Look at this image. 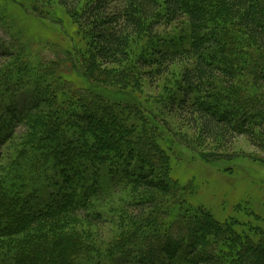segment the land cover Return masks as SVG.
Segmentation results:
<instances>
[{"label": "rangeland", "instance_id": "obj_1", "mask_svg": "<svg viewBox=\"0 0 264 264\" xmlns=\"http://www.w3.org/2000/svg\"><path fill=\"white\" fill-rule=\"evenodd\" d=\"M86 1L28 0L33 3L31 4L33 8H28L29 3L25 4L23 0H0V80L2 76L8 74L5 80H2L5 84L0 85V134L10 127L9 136L1 140L0 145V178L8 175L12 180L15 178L19 180L23 177L22 180L37 183V186L31 190L36 189V196H39L41 205H50L49 208H53V204H49L48 194L57 196L61 201L69 196L63 194L64 196L60 197L55 192L59 186L62 189L65 186V189L69 191L66 183L59 182L58 173L54 174L52 172L54 169H49V167L42 168L49 165L45 159L49 156L44 152H48L49 148L46 150L43 146H45L44 142L47 137L51 144L69 140L66 138L69 134H63V132V135L59 134L61 126L54 124L58 119L55 107L63 101L69 106L71 101L68 99H70L71 89L77 88L81 89L78 92L79 96H75L72 90L73 96L77 99L82 93L90 95L91 90L106 94L113 91L110 96L112 99H125L124 101H135L140 104L145 115H148L154 123L156 122L154 125L156 129L149 123L148 125L166 155L159 161V164L146 162L143 166L141 165L142 167L139 166L138 172L135 169L136 165L131 164L137 163L135 161L139 158L132 157L134 161L131 164L125 162L122 172H112L107 175L103 187L99 188L100 192L96 193L98 196L91 199L85 207L81 205L77 208L73 207L72 211H63L62 218L54 224L44 223L42 229H29L28 233L49 230L58 236L78 239L79 242L76 243L79 246L78 249L92 253L87 258L82 252V256L77 257L81 260L80 264H167L169 261L173 264L175 259L164 257L159 252L164 248L160 247L161 242L168 239L169 242L166 243L169 244V249L180 248L181 250L182 248L183 250L180 243L178 246H173L178 244L175 239L170 242L171 237L182 238L184 232L183 228H177L175 224L180 222L184 217L183 214L198 212L201 218L215 221L217 233L221 231L218 235L232 242L230 245L233 248L232 254L235 251L237 253V249L244 246V242L247 241L254 243L259 241L258 245L262 241L264 244V163L259 161V157L264 156V145H255L247 135L256 133L264 136V124L243 126L250 115L242 114L234 123L238 133L227 134L221 140L207 133L208 130L204 131L201 119L200 122L193 123L190 112H181L173 99L179 95L177 90L180 88L183 72L191 66L195 57L187 54L180 60L170 61L164 58V62H161L155 57L157 50L154 49L156 46L154 44L160 41L159 38L157 40L155 38L156 41L151 40V43L148 40L145 41L144 37L133 38L129 45L130 53L127 63L104 66L96 60V69H91L92 75L85 76L84 69L88 66L87 62L91 63L89 53H94L89 50V28L82 23L83 19L81 20L79 14ZM223 13L225 17H221L223 18L221 22L232 25L233 28H231L237 35L239 34L248 42L251 41L247 44L240 40L241 45H238L237 41H232L233 43L230 44L232 50L229 49V53L234 51L238 52V55H244L246 52L249 53L248 50L252 51L250 48L256 50L254 40L242 27L238 26L237 19L233 16L225 19L226 11ZM183 23L180 21L167 25L163 21L157 26V32L166 37V42L162 41L164 44L161 45V49L167 51L171 48L172 50L181 48L183 39L180 36H184L182 32L186 31ZM215 33L219 38L225 34L228 37L231 36V33H227L225 26H219ZM59 50L60 54H58ZM64 53L68 58H77L78 65L75 70L68 66L70 62L64 57ZM143 53L149 57L148 61L152 60L148 62L150 65L138 64ZM153 58L157 60L156 63ZM54 59L63 61V65L67 68L65 75L59 76L57 66L48 63L49 60ZM262 63L264 64V61ZM217 64L220 68L226 69L234 63L224 59ZM157 65L162 66L160 69L163 72L155 73ZM248 65L250 67L248 69L234 66L236 77L234 81L226 78L225 71L218 70L217 82L222 83L226 92L241 84L245 86V88L241 87L247 92H250L248 90L264 92V74L259 79L251 73L255 64ZM259 65L264 67L262 64ZM116 75L121 76L119 81ZM245 79H249L247 84H245ZM123 82L125 83L121 85ZM59 83L63 84V88L59 87ZM240 88L237 90L243 94L244 89ZM34 90H36L37 102L31 107L34 101ZM237 96L242 95L237 94ZM247 96H251L250 93ZM182 97L181 94L178 98L182 99ZM89 98L86 101L94 100V98ZM82 99L84 101V98ZM179 100H177L178 103ZM14 101L16 103L13 104ZM103 101H93L95 107L89 106L87 109L92 113L91 120L95 123L94 125H87L88 116L84 115L83 107H81L83 112L74 115V119L71 114L67 118L68 122L75 121L76 130L71 133L73 137L70 140L71 145L77 143V146L84 149V152L92 153V155L99 154L98 147L103 144H106L109 151H115L117 140L123 143L124 137L127 138L129 134L132 135L135 132V126L132 123L131 125L124 124L128 121V116L121 109L123 107L118 104L120 101H115L119 107L115 106L117 110L115 109L113 113H109L108 108L101 105ZM206 105L211 112H216L221 117H234L235 115L227 104L220 105L212 100ZM263 105L264 102L262 109ZM27 110L30 112L25 117ZM132 113L131 110L130 114ZM34 117H43L45 124L49 122L51 131L46 132L45 128L40 133L41 136L47 135L45 138L43 136L44 142L40 140L39 143L37 141L34 143L37 145H30L29 139L35 136L34 131L30 130V122ZM245 129L250 131L246 134L243 132ZM256 134L253 138L257 136ZM113 136L117 140L113 139ZM258 138L259 136L256 137V142ZM90 141H93V144H87ZM27 145V150L22 153L21 146L26 147ZM86 146L91 147L88 150ZM34 152L37 153L35 156H33ZM33 157L36 159L26 165L24 158ZM93 158L98 157L93 156ZM163 161L169 163V170L164 169ZM145 170H149L145 176L148 177L150 174L151 176L146 178L147 181L138 179L139 174H142L140 172L145 174ZM118 173L134 177V180L125 178L128 183L121 185L123 181L119 180L121 176ZM168 175L174 183L170 181ZM157 184L159 188L155 187ZM106 185L109 186L106 187ZM26 189H28L27 186ZM149 197H153L157 203L154 201V208L149 207L146 213H151V215L157 213V217L154 214L152 217L145 218L135 210L139 200L144 201ZM177 198L180 200L178 204L181 205V210L178 213L168 212L170 203L167 202L174 199V203ZM21 200L19 199V203ZM37 204L39 205V202ZM47 216L50 217V215ZM154 217L157 218L155 221H153ZM140 226L139 230H133L134 227L139 228ZM230 230L235 231L237 236ZM146 232L148 234L144 236ZM211 233L213 232L209 231L206 225L199 222L193 234L203 243L199 248L200 255L208 251L214 256L215 264H218L220 260L222 261L219 256L220 250L213 251V246L207 244L208 241H213L212 237L209 238ZM156 242L158 245L154 244ZM151 243L154 246L150 245ZM257 244L255 243L256 246ZM251 247H254V244ZM211 248L212 251L208 250ZM250 252L247 258L252 259L253 253ZM68 253L71 254L69 251ZM240 256L237 255L238 260L236 262L235 259L234 263L241 262ZM43 262L40 261L39 264ZM53 262L57 264L56 261ZM13 264H20V260L14 259Z\"/></svg>", "mask_w": 264, "mask_h": 264}, {"label": "trees", "instance_id": "obj_2", "mask_svg": "<svg viewBox=\"0 0 264 264\" xmlns=\"http://www.w3.org/2000/svg\"><path fill=\"white\" fill-rule=\"evenodd\" d=\"M23 1L25 4H30H28V8H33L31 6V4H33L32 2H28V0ZM223 11H226L225 19H227L228 16H233L237 19L238 26L242 27L247 32L248 36L254 40L258 50L247 47L252 51L248 50L249 53L246 52L244 55H238V52L234 51L231 54L229 53V49L232 50L230 45L232 41H237L238 45L242 43L248 44L251 41L248 42L239 34L237 35L235 30L232 29V25L221 22L223 19L221 17L224 16ZM79 14L81 20L83 19L82 23L86 24L89 28V50L94 52L89 53L91 55V63L87 62L88 66L84 69L85 76L89 77L90 74L92 75L91 69H96V60H98L100 65L104 66H117L127 63L130 53L129 45L133 38L144 37V40H148L150 43L151 40H155V38L157 40L159 38L160 41L158 44H154L156 45L154 49L157 50L155 52V57L161 62H164V58L170 61L180 60L184 58L183 56H187V54H192L195 57L191 66L183 72L181 83L179 84L180 88L177 90V94L179 95H176L173 99L181 112H190L193 123L200 122L199 120L201 119L204 131L208 130L207 133L214 135V138H221V140L224 139L227 134L238 133L234 123L237 117L242 114L244 115L247 113L250 115L248 118L249 122H245L243 126H248V124L250 126H260L264 124V108L262 109L264 92L260 90H248L250 92H247L243 84H241V86L244 88L235 86L232 87V90L226 92L225 88L221 85L222 83L216 80L217 71L220 69L227 73L226 78L233 81L236 80L234 76L235 65L240 68L243 67L248 69L250 68L248 64H255L254 68H252V75L260 79V76L264 74V67H260L259 65L262 64L264 66L262 63L264 61V0H87ZM163 21L167 25L174 22H184L186 33L182 32L184 36H180V38L183 39V47L181 46V48L173 50L171 48L167 51L161 49V45L166 42V37H163L162 34L157 32V26ZM219 26H225L227 33H231V36L228 37L225 34L222 38H219L215 33L219 29ZM58 54H60V50ZM193 56L192 58H194ZM64 57L70 62H68V66L75 70L78 65L77 58H68L65 53ZM148 58L149 57L143 53L138 60V64L141 66L150 65L148 62L152 60L148 61ZM153 59L156 63L157 60L155 58ZM224 59L234 64L226 69L220 68L217 63ZM48 63L57 66L59 76L65 75L67 68L63 65V61L54 59L49 60ZM130 67L132 66L130 65ZM160 67L162 66L157 65L155 73L159 74L163 72ZM7 75L6 73V76ZM6 76H2V80H5ZM120 77L121 76L116 75L118 81ZM7 79H9V77H7ZM2 80H0V85L5 84ZM245 80V84H247L249 79ZM61 83L58 85L60 88H63V84ZM124 83L125 82L121 83V85ZM231 85L233 84L231 83ZM4 87L2 88L4 89ZM237 88L241 90L244 89V93H250L251 96H247V94L244 93L242 94ZM72 90L75 96H79L78 92L81 89H71L70 99H68L71 101L69 106H67L64 101L56 105L55 113L58 119L54 122V124L60 125L63 128H59L61 132H59V134H69L66 137L69 140L51 144L50 141L47 140L49 137L43 135L44 138L47 137L44 142L43 140L45 139L40 133L43 132L45 128L46 132L51 131V127L49 126V122L47 124L44 123L45 120H43V117H34L30 122V130L32 129V131H34L33 134L35 136L33 135L34 137L32 139L30 138L31 140L29 139L30 145H33L36 141L39 143L38 141L41 140L42 143H45L43 149L46 148L47 150V148H49L50 153L49 151H44L46 152L45 154L49 156L45 158L49 165L42 168L49 167V169H54L53 171L51 170L54 174L58 173L59 182L66 183V188H69V191L65 189V186L63 189L59 186L55 192L58 193L60 197L64 195L69 196L61 201L57 196L55 197L48 194V202L51 205L53 204V208H49L50 205H41L39 196H36V189L31 190L33 187L37 186V183L33 184L31 180H22L23 177L19 180L16 178L12 180L8 175L5 178L2 176L0 178V222L2 223L0 226V264H13L14 259L20 260V264H39L40 261H44L42 264H55L53 261H56L57 264H80L81 260L77 259V257H81L82 252L84 254L83 256L87 258L88 255L92 253L86 250L80 251V249H78L79 246L76 244L79 242L78 239L70 236H58L49 230H37L31 234L28 233V230L34 228L42 229L44 223L52 222L51 224H54L59 218H62L64 214L63 211L69 212L72 211L73 207L77 208L81 205L85 207L91 199H94L96 195L98 196L96 193H98V191L100 192L99 188L103 187V182L107 175L112 172H122L125 167V162L131 164V162L134 161V157L139 158L135 161L137 163L131 164L134 166L136 165V172H138L137 168L139 166L142 167L146 162L159 164V161L165 158L166 153L163 151V148H161L162 146L159 145L154 135H152L151 128L148 125L149 123L151 126L155 127L154 125L156 122L154 123L148 115H145L140 104H137L135 101H124L125 99H112L110 96H112L111 93L113 91H111L110 94H106L105 92L91 90L90 95L89 93H82V95L78 97L79 99H77L73 96ZM35 93L36 90H34V101L36 99ZM181 94L183 96L182 99H180L181 97L178 98ZM237 94L242 96H237ZM89 97L94 98V102H96V100H104L101 105L108 108L109 113L114 112L116 109L115 106L119 107V105H121V107H123L121 109H123L128 116V121L124 122V124L131 125L132 123L135 126V132L132 135L129 134L127 138L124 137L123 143L113 136V139L117 140V146L114 147L116 149L115 151H109L106 144H103L98 147L99 150L95 147L99 151V154L92 155V153L84 152V149L78 147L77 143L71 145L72 142L70 140L73 139L71 133L76 129L74 127L75 121L68 122L67 118L70 117V114L74 119V115L83 112L81 110V107H83V109H85L84 115L88 116L87 125L90 126L95 124L91 120L92 113L87 111L89 106L92 108L95 107L93 101H86ZM82 98H84V101ZM88 100H90V98ZM177 100H179V103ZM212 100H215L220 105L227 104L231 110L234 111V117L226 116L224 118L216 112H211L207 108L206 103ZM34 101L31 107L37 102ZM115 101H120L118 103L119 105L115 104L117 103ZM14 103L16 102L14 101L13 104ZM8 104L10 105V103ZM13 104L11 103V105ZM31 107L29 108L31 109ZM130 109L133 112L132 114H130ZM29 112L30 110L26 111L25 117H27ZM18 121H20V119H18ZM9 130L10 127L3 134H0V145L2 144L1 140L9 136ZM249 131V129H245L243 132L247 134ZM255 134L256 133H248L247 135L251 138V141L253 140L255 145H264V136L256 134V137L259 136V140L256 142V137L253 138ZM85 137L88 138L87 136ZM64 139L65 138H63V140ZM87 144H93V141ZM27 147L28 145L26 147L21 146L20 151L25 153ZM90 147L91 146H86L88 150ZM33 154V156H35L37 153L34 152ZM93 156L98 158L95 159ZM24 159L27 165L28 162H32L36 157ZM259 159L260 162L264 163V156H260ZM24 162L22 161L23 164ZM162 165L164 169L169 170V163L167 164L163 161ZM25 168L28 167L25 166ZM147 171L149 170H145V174L140 172L142 174H139L138 179H145V181H147L146 178L151 176V174L148 177L145 176ZM120 176L119 180L123 181L121 185L126 184V182L128 183L125 178L134 180V177L131 176H125L123 174ZM168 176L171 179L169 180L174 183L170 175ZM161 178L164 179V177ZM131 183L135 184L134 181H131ZM26 186L28 189H26ZM107 186L109 185H106V187ZM158 186L159 184L155 187L159 188ZM19 199H22L20 203ZM173 200L174 199H170V202H167L170 203V205L168 204L167 211H175V213H178L181 210V205L178 204L180 200L177 198L174 203ZM149 201L151 203H149ZM154 201L156 200L153 197H149L144 201L139 200L135 210L139 212L140 216L143 215L145 218L152 217L154 214L157 217V213L152 215L151 213H146L149 207L154 208ZM37 202H39V205ZM197 213L198 212H191L183 214L184 217H182L179 223L175 224L177 228H183L184 232L182 238L171 237L170 242H173L175 239L178 241V244L176 243L173 246L182 244L184 249H169V244H167L169 240L166 239V241L161 242L160 245V247H164L162 251L159 250L161 255L175 259L173 264H215L216 260L210 252L207 251V253L203 255L199 253V248L203 243H201V240H198L193 233H195L197 224L200 222L206 225L209 231L213 232L211 233L212 235L209 236V238H213V243L208 241L207 244L213 246V251L220 250L219 256L222 261L220 260L218 264H237L234 263V260L238 254L241 255V262L238 264H264V244H262V241H260V245L257 244L259 241L255 242L257 246L253 241L244 242V246L238 248V252L236 253L235 251L234 255L232 254L233 248L230 246L232 242L218 235L221 231L217 233L215 221H207L201 218ZM47 215H50V217ZM156 217H154L155 219H153V221L157 219ZM187 219L189 221H187ZM140 228L141 226L139 228L134 227L133 230H139ZM230 231L237 236L235 231ZM146 234H148V232L144 233V236ZM220 241L221 243H219ZM154 244L158 245L157 242ZM154 244L151 243L150 245L154 246ZM252 244H254V247H251ZM212 248L208 250L212 251ZM68 251L71 252V254H69ZM249 252L251 254L253 253L252 259L247 258ZM237 260L238 259H236V262ZM167 264H171L170 261Z\"/></svg>", "mask_w": 264, "mask_h": 264}, {"label": "bare ground", "instance_id": "obj_3", "mask_svg": "<svg viewBox=\"0 0 264 264\" xmlns=\"http://www.w3.org/2000/svg\"><path fill=\"white\" fill-rule=\"evenodd\" d=\"M37 101V99H35V101L34 102H36Z\"/></svg>", "mask_w": 264, "mask_h": 264}]
</instances>
